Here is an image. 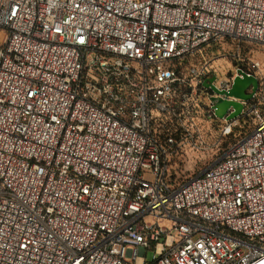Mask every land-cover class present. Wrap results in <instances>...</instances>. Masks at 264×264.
<instances>
[{
	"label": "built area",
	"instance_id": "built-area-1",
	"mask_svg": "<svg viewBox=\"0 0 264 264\" xmlns=\"http://www.w3.org/2000/svg\"><path fill=\"white\" fill-rule=\"evenodd\" d=\"M3 30L0 264H264L262 65L221 78L209 57L264 42V0H0ZM239 70L249 100L228 97Z\"/></svg>",
	"mask_w": 264,
	"mask_h": 264
},
{
	"label": "rangeland",
	"instance_id": "rangeland-1",
	"mask_svg": "<svg viewBox=\"0 0 264 264\" xmlns=\"http://www.w3.org/2000/svg\"><path fill=\"white\" fill-rule=\"evenodd\" d=\"M5 36L6 31H0V43L4 41ZM238 47L239 43L233 41H228V44L220 43L216 46L211 45L209 47L211 52L209 57L213 59L211 68L222 78L229 76L230 73H234L236 67L243 63L241 61H245V59L257 60L262 65L264 81V42L245 40L240 46L239 52ZM238 53L240 57L237 56ZM227 54L228 56H226ZM233 56L235 58H233ZM235 60H239L238 64H236ZM262 90V97L264 98V83ZM230 140L231 138L228 137V144L226 142L219 146H215L213 149L186 148L182 157V164L176 167L178 176L185 178L189 175L198 174L200 171L204 170L217 158V156L219 157L224 153L225 148L230 144ZM165 224L170 225V221H166Z\"/></svg>",
	"mask_w": 264,
	"mask_h": 264
},
{
	"label": "water",
	"instance_id": "water-1",
	"mask_svg": "<svg viewBox=\"0 0 264 264\" xmlns=\"http://www.w3.org/2000/svg\"><path fill=\"white\" fill-rule=\"evenodd\" d=\"M239 72L241 75H237L234 79V83L232 88L228 91V97H234L236 99H243V100H249L252 98V95L254 92H256L259 88V80L253 76V75H246L245 73H242L240 70ZM205 85H208L205 83ZM252 88V92H246L247 89ZM214 90H216L214 88ZM233 108L232 112H229V109ZM244 108V105L234 99L228 98L226 99H220L216 103V115L219 118H223L228 110V120H232L236 117H238L242 110Z\"/></svg>",
	"mask_w": 264,
	"mask_h": 264
},
{
	"label": "trees",
	"instance_id": "trees-1",
	"mask_svg": "<svg viewBox=\"0 0 264 264\" xmlns=\"http://www.w3.org/2000/svg\"><path fill=\"white\" fill-rule=\"evenodd\" d=\"M260 107L262 111L264 112V101L260 104ZM253 126H254V120L251 116L243 118L240 121V124L233 129L230 135H228V137L231 138L230 143L236 141L238 138L246 134L248 131L252 129ZM182 161H183L182 157L176 158V160L174 161L175 165L172 168L173 177L178 178V179L179 178L181 179V177L178 176L176 167H178V165H181Z\"/></svg>",
	"mask_w": 264,
	"mask_h": 264
}]
</instances>
